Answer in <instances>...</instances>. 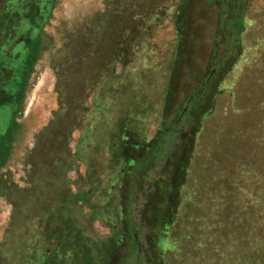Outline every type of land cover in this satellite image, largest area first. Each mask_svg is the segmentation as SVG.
<instances>
[{"label": "rangeland", "instance_id": "obj_1", "mask_svg": "<svg viewBox=\"0 0 264 264\" xmlns=\"http://www.w3.org/2000/svg\"><path fill=\"white\" fill-rule=\"evenodd\" d=\"M53 2L23 96L0 110L1 133L17 122L0 158V264H62L68 248L75 264H264V0ZM199 92L194 126L183 110ZM161 126L194 135L185 177L169 163L181 134L152 170L114 154L119 133ZM174 173L182 202L157 246L142 212Z\"/></svg>", "mask_w": 264, "mask_h": 264}, {"label": "trees", "instance_id": "obj_2", "mask_svg": "<svg viewBox=\"0 0 264 264\" xmlns=\"http://www.w3.org/2000/svg\"><path fill=\"white\" fill-rule=\"evenodd\" d=\"M52 4H54L53 0H0V110L6 105H13L14 109L18 104L16 101H19L18 99L23 96V93L17 94L14 90L24 87L22 80L28 77L30 64L37 58V52L40 48V39L37 33L45 23L49 7ZM116 59L121 60L118 56ZM200 92L192 97L189 108L186 111L183 110V116L189 117L194 126H198L200 123V119L196 120L195 118L202 117L203 104L198 105L197 103ZM16 124L17 122L12 115L7 130L3 133L0 132V158L7 151V147L12 141V133L14 136ZM127 128L129 127L126 126L125 129ZM129 132V135L126 132L125 135L119 133V137L115 136L113 151L117 158H120V161L124 160V165L131 164L134 172L137 170L138 172L152 170L153 162H155L154 165H157L155 156L163 150L164 144L166 142L172 143L181 134V141L176 149H169L171 153L169 163L176 169V175L185 177L188 166L185 164V159H181L180 156L184 147L192 146L193 143L190 139H193L194 135L192 136L189 132H184L181 129L162 126L156 131L154 137L149 140L140 139V136L134 131ZM120 139H122L121 144ZM129 152L139 153V155L130 156ZM120 154L123 155V158ZM174 176L175 173L173 175L169 174L165 181L157 182L159 190L149 198L146 210L142 212L146 221L145 225L148 231L153 234L152 240L157 246L162 239V235L173 226L182 202L180 190L183 183H176ZM54 214L51 211L47 218L43 212H40L39 215L47 225H50ZM128 219L131 223L129 230L132 233L134 242L133 249L136 250L135 244H138L139 236L131 211ZM41 235L45 240H48L47 236L51 234L41 233ZM38 237L34 244L43 240L41 236ZM58 250H51V253L57 254ZM68 250L62 256V264H65L64 262L75 264L73 248ZM68 257L72 258V261L67 262L70 259ZM26 258L29 259L28 256ZM46 261L44 255H37L28 264H48Z\"/></svg>", "mask_w": 264, "mask_h": 264}, {"label": "built area", "instance_id": "obj_3", "mask_svg": "<svg viewBox=\"0 0 264 264\" xmlns=\"http://www.w3.org/2000/svg\"><path fill=\"white\" fill-rule=\"evenodd\" d=\"M7 206H5L2 202H0V208L5 209Z\"/></svg>", "mask_w": 264, "mask_h": 264}, {"label": "crops", "instance_id": "obj_4", "mask_svg": "<svg viewBox=\"0 0 264 264\" xmlns=\"http://www.w3.org/2000/svg\"><path fill=\"white\" fill-rule=\"evenodd\" d=\"M4 203V202H3ZM11 206V205H10ZM12 207V206H11Z\"/></svg>", "mask_w": 264, "mask_h": 264}]
</instances>
